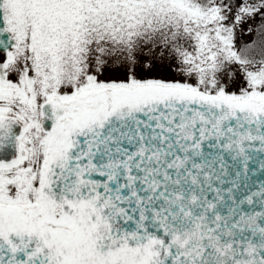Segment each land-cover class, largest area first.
Instances as JSON below:
<instances>
[{
    "label": "snow or ice",
    "instance_id": "obj_1",
    "mask_svg": "<svg viewBox=\"0 0 264 264\" xmlns=\"http://www.w3.org/2000/svg\"><path fill=\"white\" fill-rule=\"evenodd\" d=\"M0 264H264V0H0Z\"/></svg>",
    "mask_w": 264,
    "mask_h": 264
},
{
    "label": "trees",
    "instance_id": "obj_2",
    "mask_svg": "<svg viewBox=\"0 0 264 264\" xmlns=\"http://www.w3.org/2000/svg\"><path fill=\"white\" fill-rule=\"evenodd\" d=\"M253 26L250 21H243L240 27L237 29V41H246L250 38V33L247 32V27Z\"/></svg>",
    "mask_w": 264,
    "mask_h": 264
}]
</instances>
